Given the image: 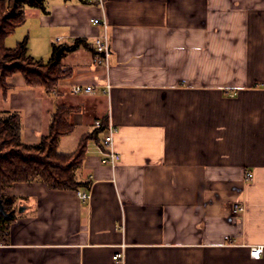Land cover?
<instances>
[{
  "label": "crops",
  "instance_id": "1",
  "mask_svg": "<svg viewBox=\"0 0 264 264\" xmlns=\"http://www.w3.org/2000/svg\"><path fill=\"white\" fill-rule=\"evenodd\" d=\"M45 8L22 24L38 35L25 37L30 55L35 42L48 59L54 46L83 42L63 61L71 74L53 95L17 92L23 76L8 78L7 111H22L30 144L48 134L59 107L77 108L70 119L80 140L106 118L121 160L102 164L100 133L79 171L89 189L9 187L18 211L0 264H264V0H48ZM95 18L109 25V69L94 61ZM74 85L97 92L77 95ZM237 203L244 212L234 213Z\"/></svg>",
  "mask_w": 264,
  "mask_h": 264
},
{
  "label": "trees",
  "instance_id": "2",
  "mask_svg": "<svg viewBox=\"0 0 264 264\" xmlns=\"http://www.w3.org/2000/svg\"><path fill=\"white\" fill-rule=\"evenodd\" d=\"M47 1L0 0V90L5 99L12 88L7 80L15 74L23 76L26 86L42 88L48 94H54L60 80L71 74L69 69L63 68V61L69 53L79 48L83 42L80 39L72 45L54 46L48 61L36 60L29 54L27 38L14 48L6 44L8 36L26 21L25 8L46 11ZM76 111L74 107H59L51 117L48 134L35 144L23 140V117L20 111L0 114V197L9 214L7 217L0 212V240L8 238L10 225L17 217V199L7 195V189L12 185L42 182L53 190L89 189L91 182L83 181L79 171L83 167L89 141L103 133L108 121L103 118L101 129L84 135L73 153H61V138L75 130L70 117Z\"/></svg>",
  "mask_w": 264,
  "mask_h": 264
},
{
  "label": "built area",
  "instance_id": "3",
  "mask_svg": "<svg viewBox=\"0 0 264 264\" xmlns=\"http://www.w3.org/2000/svg\"><path fill=\"white\" fill-rule=\"evenodd\" d=\"M102 4L103 0H95ZM95 26L102 29V32L93 38L91 42V49L94 52V61L98 65H103L107 69L110 68L111 63V41L108 35L109 25L105 19L95 18L92 20ZM110 88V87H108ZM72 92L77 95H92L97 92L96 88L92 85H74L72 87ZM95 126L97 129H101L103 126L102 120L95 121ZM117 128L109 121L108 125L105 126L103 131V139L100 143L101 151V162L104 165L115 168L118 166L121 160L120 153L117 152L115 148V136L117 133ZM246 179L251 181L253 179V174L248 172ZM79 196L82 200L89 199V192H79ZM234 213H240L245 211V206L241 203L234 205ZM263 253V247L255 246L251 249V256L255 259H260ZM114 260H122V254L118 253L114 256Z\"/></svg>",
  "mask_w": 264,
  "mask_h": 264
},
{
  "label": "rangeland",
  "instance_id": "4",
  "mask_svg": "<svg viewBox=\"0 0 264 264\" xmlns=\"http://www.w3.org/2000/svg\"><path fill=\"white\" fill-rule=\"evenodd\" d=\"M31 9H35V8H30V7L25 8L26 15L30 14V12L32 11ZM34 35H35L34 31H31V28H28V26L26 24H24V25L20 26L19 28H17L16 31L12 35L8 36V38L6 39V44L8 47L14 48L18 43L22 42L26 36H30V38L32 39V38H34ZM37 36L38 35H35V37H37ZM29 44H30V41H29ZM35 44H36L35 48H33L31 44L29 46V49L31 51V55L33 57H35L36 59L42 58L45 61L46 60L48 61L50 58L48 59V55L44 53L45 51L39 48L40 43L37 44L35 42ZM22 89L23 90L24 89H26V90L27 89H34L36 93L44 91V89H42V88H30L27 86H26V88H20L19 87L16 91L18 92V90L21 91ZM57 89H58V86L55 90H57ZM6 100L7 99L4 98L2 90H0V114L4 113L5 111L7 112L9 104H8V101H6ZM20 112L22 113V111H20ZM81 134H82V130L78 129L74 133H72L71 135H68L67 137H65L62 140L61 146L59 147L60 152L70 153L73 150H75L76 146L79 143ZM32 144H35V143H32Z\"/></svg>",
  "mask_w": 264,
  "mask_h": 264
},
{
  "label": "water",
  "instance_id": "5",
  "mask_svg": "<svg viewBox=\"0 0 264 264\" xmlns=\"http://www.w3.org/2000/svg\"><path fill=\"white\" fill-rule=\"evenodd\" d=\"M0 212H2L4 215H6L7 217L9 216V214L6 212L4 205H3V201L0 197Z\"/></svg>",
  "mask_w": 264,
  "mask_h": 264
}]
</instances>
